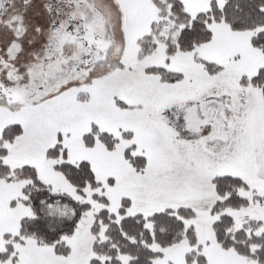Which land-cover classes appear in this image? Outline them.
<instances>
[{
	"label": "snow or ice",
	"instance_id": "1",
	"mask_svg": "<svg viewBox=\"0 0 264 264\" xmlns=\"http://www.w3.org/2000/svg\"><path fill=\"white\" fill-rule=\"evenodd\" d=\"M0 264H264V0H0Z\"/></svg>",
	"mask_w": 264,
	"mask_h": 264
}]
</instances>
